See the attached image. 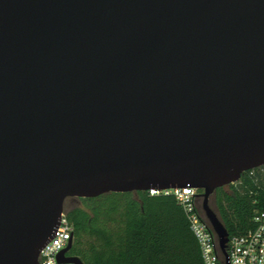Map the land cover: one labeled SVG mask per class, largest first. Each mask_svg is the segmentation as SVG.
<instances>
[{
    "label": "water",
    "instance_id": "water-1",
    "mask_svg": "<svg viewBox=\"0 0 264 264\" xmlns=\"http://www.w3.org/2000/svg\"><path fill=\"white\" fill-rule=\"evenodd\" d=\"M264 166V0H0V264H39L67 199ZM59 264H82L67 256Z\"/></svg>",
    "mask_w": 264,
    "mask_h": 264
},
{
    "label": "trees",
    "instance_id": "trees-1",
    "mask_svg": "<svg viewBox=\"0 0 264 264\" xmlns=\"http://www.w3.org/2000/svg\"><path fill=\"white\" fill-rule=\"evenodd\" d=\"M213 198L228 237L246 234L254 214L264 210V166L217 189ZM66 214L73 229L67 256L82 264H203L188 218L173 196L108 193L79 199Z\"/></svg>",
    "mask_w": 264,
    "mask_h": 264
},
{
    "label": "built area",
    "instance_id": "built-area-1",
    "mask_svg": "<svg viewBox=\"0 0 264 264\" xmlns=\"http://www.w3.org/2000/svg\"><path fill=\"white\" fill-rule=\"evenodd\" d=\"M150 196H173L182 206L192 233L200 247L203 264H225L218 240L198 206L199 192L193 188L150 190ZM253 229L240 236L229 237L226 247L228 264H264V210L256 212ZM72 226L63 210L56 235L40 251L39 264H59L57 257L72 238Z\"/></svg>",
    "mask_w": 264,
    "mask_h": 264
},
{
    "label": "rangeland",
    "instance_id": "rangeland-1",
    "mask_svg": "<svg viewBox=\"0 0 264 264\" xmlns=\"http://www.w3.org/2000/svg\"><path fill=\"white\" fill-rule=\"evenodd\" d=\"M73 205V204H71ZM70 203L68 201H66L63 205V210L66 212V210H68V208L71 206ZM201 205H202V198L199 197L198 199V206L199 208L201 209ZM209 205L210 207L212 208V210L216 213V210H215V206H214V198L213 196L210 197V200H209ZM202 211V210H201Z\"/></svg>",
    "mask_w": 264,
    "mask_h": 264
},
{
    "label": "flooded vegetation",
    "instance_id": "flooded-vegetation-1",
    "mask_svg": "<svg viewBox=\"0 0 264 264\" xmlns=\"http://www.w3.org/2000/svg\"><path fill=\"white\" fill-rule=\"evenodd\" d=\"M78 200H79V199L71 198V199H67L66 201H68V202L70 203V205H71V204H76V203H78ZM66 201H65V202H66ZM65 202H64V203H65ZM71 241H72V238H71Z\"/></svg>",
    "mask_w": 264,
    "mask_h": 264
}]
</instances>
